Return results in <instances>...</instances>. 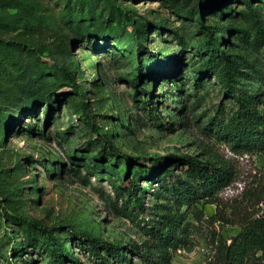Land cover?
Wrapping results in <instances>:
<instances>
[{"label": "rangeland", "instance_id": "374dc122", "mask_svg": "<svg viewBox=\"0 0 264 264\" xmlns=\"http://www.w3.org/2000/svg\"><path fill=\"white\" fill-rule=\"evenodd\" d=\"M226 74L264 114V0H0V264H145L167 223L170 264H211L264 210ZM191 159L236 173L200 222Z\"/></svg>", "mask_w": 264, "mask_h": 264}, {"label": "trees", "instance_id": "16d2710c", "mask_svg": "<svg viewBox=\"0 0 264 264\" xmlns=\"http://www.w3.org/2000/svg\"><path fill=\"white\" fill-rule=\"evenodd\" d=\"M120 9L123 11L122 8ZM200 20L205 23L202 17ZM213 46L221 48L222 43L215 39ZM201 72L207 74L216 72V69L214 66L208 65ZM220 80L225 85L227 92L238 99L239 104L237 111L228 123L219 130L223 140L232 142L234 151L238 153L254 150L264 151V114L255 107L253 99H243L238 94H234V80L230 74L223 75ZM80 94L83 99L87 98L83 92ZM97 131L101 133L100 128H97ZM112 147L114 151H118L115 145ZM189 165V173L193 183H191V191L186 197L187 206L195 220L200 222L205 216L198 207L202 200L206 199L205 203L215 204L217 193L236 180V173L233 167L229 165L218 168L196 162L195 159L189 160ZM216 217L212 219L214 220ZM220 220L224 221L225 218L221 217ZM181 225L182 223L178 225L167 223L155 231L156 249L160 256L157 258L146 257L139 252L145 264L171 263L169 249L176 243H182L186 238L185 229L182 233L179 232ZM110 249L111 252L117 253L115 248ZM117 255L119 259L120 253ZM65 257L72 258L69 253H65ZM119 262L123 264V261ZM211 264H264V210L259 215L246 218L241 224L240 232L231 238L230 244L227 241H222Z\"/></svg>", "mask_w": 264, "mask_h": 264}]
</instances>
